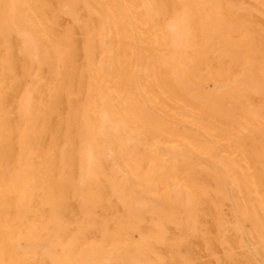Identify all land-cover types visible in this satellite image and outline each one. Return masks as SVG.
Here are the masks:
<instances>
[{"label": "rangeland", "instance_id": "374dc122", "mask_svg": "<svg viewBox=\"0 0 264 264\" xmlns=\"http://www.w3.org/2000/svg\"><path fill=\"white\" fill-rule=\"evenodd\" d=\"M180 23L198 39L190 48L202 93L220 68L239 77L235 41L245 28L264 31V0H0L5 264H264V163L249 159L263 156L260 143L217 118L241 141L237 163L213 164L179 133L197 124L186 113L197 105L167 64L153 59L155 93L148 72L135 71L150 56L136 54L132 34L165 39ZM259 48L253 85L264 84V39ZM249 97L260 108L262 93ZM114 107L118 119L104 120Z\"/></svg>", "mask_w": 264, "mask_h": 264}, {"label": "bare ground", "instance_id": "6f19581e", "mask_svg": "<svg viewBox=\"0 0 264 264\" xmlns=\"http://www.w3.org/2000/svg\"><path fill=\"white\" fill-rule=\"evenodd\" d=\"M128 15L130 16V14ZM183 23H180L177 35L169 38L167 37L165 39L156 40L152 36H149L148 38H146V40H143L137 35V33L132 34L131 40L134 44L136 54L140 57L142 52L144 50H147V53L150 56V60L145 61L143 64L138 63V65L135 66V71L141 72V70H144L148 72L147 83L149 86V90L151 93H155L156 89H154V87L156 85V82L153 79L155 78L154 67L156 65V61L154 60V62L153 59H159L160 61L167 64V66L169 67L167 71L169 70L172 77V85H178L183 88L190 101L197 105V108H188L186 112L187 114L192 116L194 120H197V124L186 126L185 129H182L183 131L179 133H181V135L189 134L198 143H200L202 145V148L205 149V153H207L211 158L210 160L213 164L225 167L237 163L238 159L236 158L234 152L238 149V142L241 141L238 137L233 138L231 136L232 133L228 130V128L219 124L217 118H224L230 122L235 123L241 130L242 137L255 136L256 140L260 143L261 149L264 151V98L259 108V104L257 107L253 105L251 103V98L249 97L252 93H262V95L264 96V84L260 83L259 85H253L249 82L248 78L250 76L249 72L253 71V68H251V63L255 61V56L251 53L260 52L259 45L261 44L262 39H264V31L262 30L260 32L261 35H255L253 31L245 28L244 31L246 32V38L238 39L235 41V43L241 48L236 52L237 55L231 56L233 58L231 60L235 62V69H237V74L239 73L238 78L236 74L234 75L232 70L220 68V70L207 81L203 92L199 93L197 89V83L194 82L193 78L198 79L200 78V76L198 70L194 69L192 66V63L195 61L193 59L194 52L192 51V48H190V43H197L198 39L193 38L192 36H189L184 32L185 25ZM211 26H213V24L209 23L208 28L211 29ZM103 30L105 29L103 28ZM228 42L229 41H227L226 43ZM245 61L249 64H245L244 66L243 62L245 63ZM109 65V59L106 56H103L99 64L100 69L102 71H106L110 68ZM233 66L234 64L232 62L228 64V68H233ZM186 76H189V79H191L192 81L189 80ZM261 78L264 79V76H262ZM204 79L206 78L204 77ZM90 81H95L97 82V84H101V81L99 79L94 80L92 79V77ZM162 83H165L167 86L169 85L166 82ZM238 90L241 91L240 94H237ZM217 91L223 92L227 96L229 102L233 105L234 110L238 111V114L233 112V110H231L228 106H225L223 102H221L219 99H217L216 96H214ZM199 105L207 107L208 113H204L203 110H200ZM100 114H102L101 117L104 120L105 116L108 115L113 116L115 119H118L119 117L118 110L115 107L112 108L111 111L106 115L104 113ZM218 133L228 135V139H225L224 141L219 140L217 138ZM251 153L252 154L249 158L250 160H252L254 163H264V154L262 157H259L256 152L252 151ZM187 157L189 158V156ZM218 170L220 173V169H217L216 171ZM254 199L255 197L253 196V200ZM144 209L146 211V208ZM120 258L121 256L119 257V260ZM0 264H5L1 257Z\"/></svg>", "mask_w": 264, "mask_h": 264}]
</instances>
